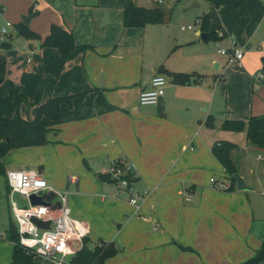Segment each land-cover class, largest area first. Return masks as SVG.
Segmentation results:
<instances>
[{
  "label": "crops",
  "instance_id": "1",
  "mask_svg": "<svg viewBox=\"0 0 264 264\" xmlns=\"http://www.w3.org/2000/svg\"><path fill=\"white\" fill-rule=\"evenodd\" d=\"M170 1L0 0V26L12 22L9 34L0 36L10 43L0 48L7 59L0 118L34 119L50 98L84 94L62 103L63 119L49 127L45 144L13 148L2 162L7 171L39 170L51 198L68 191L72 214L90 227V245L118 248L105 264H242L264 244V149L250 144L247 129L223 124L264 116V82L256 76L263 69L264 0H193L186 11L203 8L186 21L197 16L198 27L181 25L178 33L167 13L162 23L126 25L131 5L166 12ZM33 13L26 24L22 16ZM205 15L208 32L201 27ZM23 23L31 37L21 33ZM53 24L90 46L58 76L47 68L60 51L44 45ZM219 41L247 50L241 66L224 69L228 60ZM209 42H217V53L206 50ZM175 73L192 80L176 82ZM157 74L168 79L165 95L157 105H143L140 94ZM223 142L235 145L232 159L247 190L237 182L232 189L211 182L214 177L232 186L214 151ZM116 160L133 167L140 210L115 194L114 181L101 178ZM0 176L8 189V198L0 195V264H12L9 230L18 226L7 175ZM29 254L34 264H56Z\"/></svg>",
  "mask_w": 264,
  "mask_h": 264
},
{
  "label": "trees",
  "instance_id": "2",
  "mask_svg": "<svg viewBox=\"0 0 264 264\" xmlns=\"http://www.w3.org/2000/svg\"><path fill=\"white\" fill-rule=\"evenodd\" d=\"M166 12L162 8H143L131 5L125 11V23L128 26H143L148 23L165 22ZM202 30L209 31V15H205L201 21ZM22 34L31 37L33 34L29 31L28 25L23 23ZM44 45L59 49L61 58L58 62L47 68V72L58 76L63 70L65 64L70 59L86 51L90 46L78 45L71 32L65 30L57 24H53L50 34L46 37ZM10 43L0 42V48L9 47ZM264 73V57H263ZM7 75V59L0 52V84L5 80ZM176 82L189 84L192 80L190 74H174ZM264 82V79H263ZM84 94L70 96L67 98L54 97L50 98L45 104H42L34 119H25L20 115L14 118H0V175H6V167L2 158L9 150L17 147L42 145L47 142V132L49 127L62 121L63 115L61 105L65 101H72V98L82 99ZM22 99L19 98V100ZM226 130L242 131L247 129V136L250 144L260 149H264V116H250L246 119L227 120L223 124ZM10 138V140L8 139ZM235 145L231 142H223L215 146V154L220 162L225 166L232 186L236 185L235 174L238 169L232 159V151ZM104 181L112 180L111 176L102 174ZM135 180V179H133ZM9 237L15 243L12 264H34V255L29 254L19 243L18 228L13 224L10 226ZM90 239H85L84 247L74 256V264H105L106 260L118 252V248L113 245H100L92 247ZM264 260V244L258 251L257 255L242 264H261Z\"/></svg>",
  "mask_w": 264,
  "mask_h": 264
},
{
  "label": "built area",
  "instance_id": "3",
  "mask_svg": "<svg viewBox=\"0 0 264 264\" xmlns=\"http://www.w3.org/2000/svg\"><path fill=\"white\" fill-rule=\"evenodd\" d=\"M157 2L162 5L165 0H157ZM11 26V21L0 26V36H7ZM193 27V25H186L182 26V29H192ZM224 35L225 32L221 31L220 36ZM233 43L232 48L227 49L219 46L218 51L227 56L229 65L241 66L245 51L237 47L235 41ZM24 47L28 46L24 45ZM257 78L263 80L264 73L260 71ZM167 84L166 76L155 75L151 87L141 92L140 103L157 105L165 95ZM107 173L111 176L112 181L118 184L119 190L125 189L133 194L130 202L140 210L142 196L134 193L133 179L136 174L133 167L116 160L111 163ZM6 175L13 194L11 209L18 226L20 245L27 252L34 253L56 264H74L72 260L84 247L85 239L89 237L91 230L84 221L72 215L69 192H57L55 198H51L49 193L52 191V187L39 170L9 169ZM211 182L222 189L230 187V183L218 181L214 177L211 178ZM119 190L118 193H120ZM15 193L27 200L25 206L14 197ZM32 196H40L42 203L34 204L31 200ZM38 220L50 222L49 227H40Z\"/></svg>",
  "mask_w": 264,
  "mask_h": 264
},
{
  "label": "rangeland",
  "instance_id": "4",
  "mask_svg": "<svg viewBox=\"0 0 264 264\" xmlns=\"http://www.w3.org/2000/svg\"><path fill=\"white\" fill-rule=\"evenodd\" d=\"M192 1L193 0H171L170 3L167 5V6H163L165 7V10H166V13H167V16L168 18L170 17V21H169V26L173 29V31L175 33H178V32H182L181 30V25H189V24H192L194 25L195 27H198V24L195 22L197 16H195L193 18V20H189V21H186V19L188 18L187 16H192L190 14L191 13H195L196 11L200 10L201 8H203L201 6L200 7H197V8H194L190 11H186L185 8L189 7L191 4H192ZM187 4V5H186ZM189 14V15H188ZM189 30V29H188ZM204 44V43H203ZM218 44L224 48V46H222L220 44V41L218 42ZM205 46H208V48L206 49L208 52H213L215 51V53H217V42H209V43H205L204 44ZM226 48V47H225ZM195 51H198V49L194 48ZM245 50V49H244ZM245 52L247 53V50H245ZM245 53V54H246ZM245 54H244V58H245ZM227 58V56H226ZM228 60V58H227ZM243 60V59H242ZM231 65L228 64V61H227V65L224 69H226V71L230 68ZM215 67V66H214ZM236 67V66H234ZM206 70L204 71H207L209 69V65L207 66V68H205ZM211 71L212 73H214V68L212 67L211 68ZM221 72V71H220ZM260 72V71H259ZM258 72V73H259ZM224 73V70L220 73L222 74ZM257 73V74H258ZM256 74V76H257ZM209 80V77L205 78L204 82L203 83H206L207 81ZM166 89V88H165ZM26 99V97H24ZM241 134V133H240ZM135 183V182H133ZM115 187H116V191H115V194L117 192V190H119V186L118 184L114 183ZM135 185V184H134ZM121 189V188H120ZM0 195H3L5 198H8V189H7V183H6V178L4 176H0ZM120 191V198H123V199H127L130 201V198L133 196V194H130L127 190L125 189H121L119 190ZM142 192V191H141ZM135 194H139L138 191L135 189L134 191ZM142 194V193H140ZM141 203V201H140ZM136 210V207L133 206ZM73 215V214H72ZM74 216V215H73Z\"/></svg>",
  "mask_w": 264,
  "mask_h": 264
},
{
  "label": "water",
  "instance_id": "5",
  "mask_svg": "<svg viewBox=\"0 0 264 264\" xmlns=\"http://www.w3.org/2000/svg\"><path fill=\"white\" fill-rule=\"evenodd\" d=\"M193 4V3H192ZM194 7V6H191V8ZM191 8H188V9H191ZM36 15V13H33L31 15H23L22 18H23V21L26 23V24H29L32 20V18ZM201 36L205 39H207L208 37V34L207 33H201ZM10 140V138H8ZM11 142V140H10ZM235 179H236V182H237V185H238V188L241 189V190H247L249 188V186L247 185L246 181L244 180V178L239 174V173H236L235 174ZM14 196L22 203V205H26V199H24L21 195L15 193ZM31 200L34 204L36 203H42V199L40 196H32L31 197ZM39 226L40 227H49L50 225V222H44V221H40L38 220L37 221Z\"/></svg>",
  "mask_w": 264,
  "mask_h": 264
}]
</instances>
